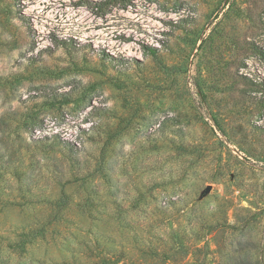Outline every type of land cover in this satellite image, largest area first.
Instances as JSON below:
<instances>
[{"label": "rangeland", "instance_id": "rangeland-1", "mask_svg": "<svg viewBox=\"0 0 264 264\" xmlns=\"http://www.w3.org/2000/svg\"><path fill=\"white\" fill-rule=\"evenodd\" d=\"M110 262L264 264V0H0V264Z\"/></svg>", "mask_w": 264, "mask_h": 264}, {"label": "trees", "instance_id": "trees-1", "mask_svg": "<svg viewBox=\"0 0 264 264\" xmlns=\"http://www.w3.org/2000/svg\"><path fill=\"white\" fill-rule=\"evenodd\" d=\"M65 146H68V145H65ZM69 153H71V152H69ZM68 157H69V160H70V161H74L73 158H72V156L69 155ZM203 250H204V247H203V246L195 247V248H194V252H196V254H197V253H198V254L201 253ZM202 261H203V258H202ZM108 264H112V262H110V263H108ZM113 264H116V263L113 262Z\"/></svg>", "mask_w": 264, "mask_h": 264}, {"label": "water", "instance_id": "water-1", "mask_svg": "<svg viewBox=\"0 0 264 264\" xmlns=\"http://www.w3.org/2000/svg\"><path fill=\"white\" fill-rule=\"evenodd\" d=\"M209 190H210V187H206V189L204 190V194H206V193H208L209 192Z\"/></svg>", "mask_w": 264, "mask_h": 264}]
</instances>
